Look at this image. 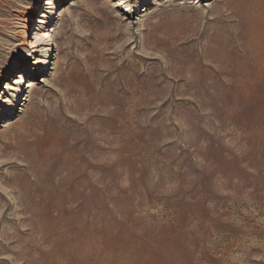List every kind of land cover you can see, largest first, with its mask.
Segmentation results:
<instances>
[{
	"label": "rangeland",
	"instance_id": "obj_1",
	"mask_svg": "<svg viewBox=\"0 0 264 264\" xmlns=\"http://www.w3.org/2000/svg\"><path fill=\"white\" fill-rule=\"evenodd\" d=\"M37 2L0 0V264H264V0Z\"/></svg>",
	"mask_w": 264,
	"mask_h": 264
},
{
	"label": "bare ground",
	"instance_id": "obj_2",
	"mask_svg": "<svg viewBox=\"0 0 264 264\" xmlns=\"http://www.w3.org/2000/svg\"><path fill=\"white\" fill-rule=\"evenodd\" d=\"M38 2H39V0H38ZM38 2H37V3H38ZM53 40H54V39H52V41H53ZM53 42H54V41H53ZM54 44L56 45V43H54ZM58 53H59V51H58V49H57V54H58ZM13 81H14L15 83H17V82H19L20 80L17 81V78H14ZM10 84H11V82H10ZM13 85H14V84H13ZM8 87H9V85H8ZM13 89H15V87H13Z\"/></svg>",
	"mask_w": 264,
	"mask_h": 264
}]
</instances>
